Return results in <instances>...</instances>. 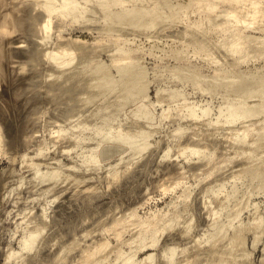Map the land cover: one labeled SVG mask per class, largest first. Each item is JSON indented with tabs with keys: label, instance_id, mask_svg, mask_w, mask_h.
Returning <instances> with one entry per match:
<instances>
[{
	"label": "clouds",
	"instance_id": "obj_1",
	"mask_svg": "<svg viewBox=\"0 0 264 264\" xmlns=\"http://www.w3.org/2000/svg\"><path fill=\"white\" fill-rule=\"evenodd\" d=\"M0 264H264V0H0Z\"/></svg>",
	"mask_w": 264,
	"mask_h": 264
}]
</instances>
